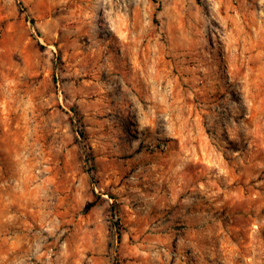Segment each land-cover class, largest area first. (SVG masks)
<instances>
[{
	"label": "rangeland",
	"instance_id": "1",
	"mask_svg": "<svg viewBox=\"0 0 264 264\" xmlns=\"http://www.w3.org/2000/svg\"><path fill=\"white\" fill-rule=\"evenodd\" d=\"M0 264H264V0H0Z\"/></svg>",
	"mask_w": 264,
	"mask_h": 264
},
{
	"label": "trees",
	"instance_id": "2",
	"mask_svg": "<svg viewBox=\"0 0 264 264\" xmlns=\"http://www.w3.org/2000/svg\"><path fill=\"white\" fill-rule=\"evenodd\" d=\"M22 12V11H21ZM23 12H26V11H23ZM96 205V202H93L90 206H89V208H93L94 206ZM114 207V206H113Z\"/></svg>",
	"mask_w": 264,
	"mask_h": 264
}]
</instances>
